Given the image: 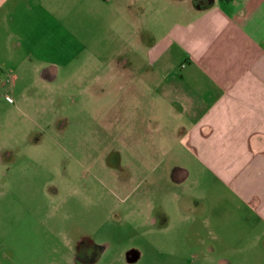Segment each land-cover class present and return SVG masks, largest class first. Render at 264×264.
<instances>
[{
  "label": "rangeland",
  "instance_id": "rangeland-1",
  "mask_svg": "<svg viewBox=\"0 0 264 264\" xmlns=\"http://www.w3.org/2000/svg\"><path fill=\"white\" fill-rule=\"evenodd\" d=\"M104 14L50 18L5 64L0 40V264H212L191 236L218 187L163 91L181 61L154 60L147 35L124 39ZM80 244L102 247L95 262L74 259Z\"/></svg>",
  "mask_w": 264,
  "mask_h": 264
},
{
  "label": "crops",
  "instance_id": "crops-1",
  "mask_svg": "<svg viewBox=\"0 0 264 264\" xmlns=\"http://www.w3.org/2000/svg\"><path fill=\"white\" fill-rule=\"evenodd\" d=\"M77 9L104 12L109 26L120 20L124 39L147 35L154 60L181 61L163 90L182 118L177 142L218 187L205 231L191 237L212 264H264V0H0L2 64L23 43L42 44L50 18L61 25ZM41 70L57 74L53 64Z\"/></svg>",
  "mask_w": 264,
  "mask_h": 264
},
{
  "label": "flooded vegetation",
  "instance_id": "flooded-vegetation-1",
  "mask_svg": "<svg viewBox=\"0 0 264 264\" xmlns=\"http://www.w3.org/2000/svg\"><path fill=\"white\" fill-rule=\"evenodd\" d=\"M97 249H99V252L102 250V247H98L97 245L94 246V248L87 247L85 248L84 244H80L77 246V250L75 252L74 259H78L79 262L82 261V263H93L97 259Z\"/></svg>",
  "mask_w": 264,
  "mask_h": 264
}]
</instances>
